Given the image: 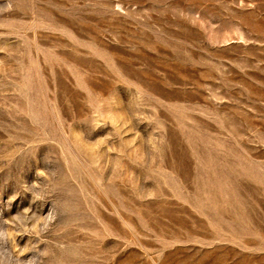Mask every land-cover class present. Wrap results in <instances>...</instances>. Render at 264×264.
<instances>
[{
  "label": "rangeland",
  "instance_id": "1",
  "mask_svg": "<svg viewBox=\"0 0 264 264\" xmlns=\"http://www.w3.org/2000/svg\"><path fill=\"white\" fill-rule=\"evenodd\" d=\"M0 264H264V0H0Z\"/></svg>",
  "mask_w": 264,
  "mask_h": 264
}]
</instances>
